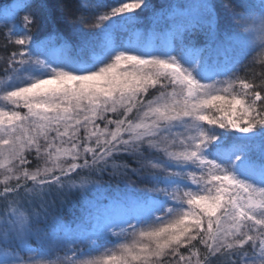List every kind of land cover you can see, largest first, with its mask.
I'll return each instance as SVG.
<instances>
[{
  "label": "snow or ice",
  "instance_id": "obj_1",
  "mask_svg": "<svg viewBox=\"0 0 264 264\" xmlns=\"http://www.w3.org/2000/svg\"><path fill=\"white\" fill-rule=\"evenodd\" d=\"M0 34V264H264V0H0Z\"/></svg>",
  "mask_w": 264,
  "mask_h": 264
},
{
  "label": "trees",
  "instance_id": "obj_2",
  "mask_svg": "<svg viewBox=\"0 0 264 264\" xmlns=\"http://www.w3.org/2000/svg\"><path fill=\"white\" fill-rule=\"evenodd\" d=\"M160 2V0H153V3H158ZM218 2H221V0H218ZM145 15H147V13H145ZM144 27L146 28L147 27V23H145ZM34 32H36L37 30L36 29H33ZM3 43H4V40H3V35L0 34V56H3L5 55V51H4V48H3ZM11 47V46H9ZM4 64L2 62H0V72H2L3 68H4ZM116 181H112L110 184H108L107 182V178L105 180V184L107 187H109L110 190H115L116 188Z\"/></svg>",
  "mask_w": 264,
  "mask_h": 264
}]
</instances>
